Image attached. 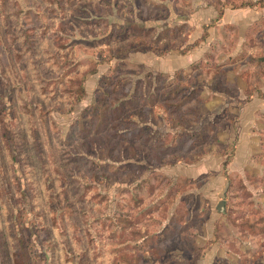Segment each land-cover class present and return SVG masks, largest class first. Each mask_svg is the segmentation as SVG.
Listing matches in <instances>:
<instances>
[{"label": "rangeland", "instance_id": "obj_1", "mask_svg": "<svg viewBox=\"0 0 264 264\" xmlns=\"http://www.w3.org/2000/svg\"><path fill=\"white\" fill-rule=\"evenodd\" d=\"M197 3L103 0L113 13L94 20L85 0H0V264H264V180L227 172L262 66L197 63L209 37ZM69 42L94 74L59 80L55 49ZM108 43L121 52L111 62ZM120 90L135 127L87 137L96 99Z\"/></svg>", "mask_w": 264, "mask_h": 264}, {"label": "crops", "instance_id": "obj_2", "mask_svg": "<svg viewBox=\"0 0 264 264\" xmlns=\"http://www.w3.org/2000/svg\"><path fill=\"white\" fill-rule=\"evenodd\" d=\"M197 0V5L201 10H207L209 19L206 26L209 27V37L200 41L193 50L197 53V63H205L206 60L217 58L220 67L227 71L228 74H239L241 67L250 65L254 71L259 72L262 66V79H258L259 84H246L244 91L251 90L250 95L246 93L245 97L240 99V110L235 116L236 122L239 120V132H235L233 141L234 149L231 154L230 162L227 166V172L232 178L234 172L237 177L250 183L257 182L263 186L264 180V0ZM223 3V4H222ZM241 4H245L241 6ZM237 5V7H235ZM223 10V15L219 20H215L219 10ZM213 11V16L211 14ZM211 24V25H210ZM235 28V37L227 34L225 27ZM238 33V34H237ZM200 37V36H199ZM201 38V37H200ZM229 39H234V46L228 52L220 50V47ZM215 48L217 50H215ZM189 51L186 53L187 67L179 68L188 71L189 68ZM189 54V55H188ZM239 59L240 63L236 61ZM257 59L260 64L254 63ZM244 61V62H243ZM238 62L239 64H237ZM245 63V64H244ZM261 65V66H259ZM159 74L169 75L167 72ZM250 85V88L248 86ZM239 94L240 88L238 87ZM242 91V90H241ZM217 92V91H214ZM217 94H219L217 92ZM217 94H213L218 99ZM238 125V124H237ZM239 139V140H238ZM242 171L239 173L238 171ZM249 188V187H248ZM263 191V190H262ZM264 194V192H263ZM264 197V196H262ZM261 203H264L262 201Z\"/></svg>", "mask_w": 264, "mask_h": 264}, {"label": "trees", "instance_id": "obj_3", "mask_svg": "<svg viewBox=\"0 0 264 264\" xmlns=\"http://www.w3.org/2000/svg\"><path fill=\"white\" fill-rule=\"evenodd\" d=\"M85 2H88V3L89 2H92V4L89 5V8L88 9L90 10L91 15H93L94 20L107 19L113 13V8H112V6L110 4H106L105 5V8L103 7V0H85ZM229 2H230L229 0H226L225 1V3H229ZM243 5H245V4H241V6H243ZM235 7H237V5ZM222 15H223V10L220 9L218 11V14H217V17H216L215 20L216 21L219 20L222 17ZM61 19H65V17H63ZM87 22L89 23L90 21L87 20ZM54 25L55 24L53 23L52 28L55 27ZM115 27L116 26L114 24L113 25V28H115ZM54 29L60 30L59 31V34H61V36H63L62 34L65 32L64 24L63 23L61 24V27L54 28ZM63 37L65 38V35ZM112 41L114 42V45H116V41L115 40H112ZM114 45H113V43H108V46L110 47V49H109V53L110 54H109L108 60L110 62L113 59L120 58V55H121L120 54L121 52L119 50H117V51L114 50V48L116 47ZM74 50H75V43H73V42H69V43L63 44L62 46H59L58 49H55V55H58L60 59H63L64 60V64L63 65H65L64 67H63V65L60 66L57 69V71L55 72V73H57L56 75H57V77H59V80H60V77H61L62 73L65 72V71H66L65 73H66V76H67V80H68V78H71V77L73 78V77L77 76L80 72L81 73L82 72L83 73L85 72L83 74L84 76H82V80L85 78V76L87 74H94L96 72V69H97L96 66L97 65H94L93 69L92 68H90V69L82 68L81 65L84 64V63H79V62H76L74 60V57H73ZM53 67L56 68L57 67L56 64ZM215 69H217L218 71L219 70L220 71L222 70V68L220 66H216ZM113 70H112V72H114ZM197 70H198V68H197ZM120 77L121 76L118 75V74L115 77H113L116 80V83H115V86L116 87H115V89L113 91L115 93L120 88V86H119L120 84L119 83L117 84V81H118V79ZM82 80L80 81V84L79 85H82V82H83ZM62 81H63V78H62ZM119 82H120V80H119ZM61 83L62 82L60 81V82H57V84L55 83L54 85H59V84L61 85ZM106 83H108L109 85H111V82L109 80L106 81ZM102 91H103V95L105 97H107L109 95V92L106 89H104ZM121 91L122 90L119 91L120 94H116V96L114 97L115 100L112 103L111 102L108 103V101H107L108 98L105 99V100H103V101L101 99H99V98L96 99V104H100V106L97 105L96 107H94L91 110V113H90V116L89 117H92L93 118V121H92L93 124L90 125V126H88L89 129L86 131V136L87 137H88L87 134H90L91 135L92 133H94V135L97 136L98 134H100V133H102V132H104V131H106L108 129V130H111L113 132L115 131L111 135V138L112 139H115L117 137L116 139L117 140H120L123 137V135L124 136L127 135L128 134V131L130 129H132L130 127H133V128L135 127V123H132L130 120H128V118L130 117V114L127 115V116H125L126 113H125V111H123V104L125 105V103L122 101L119 106H116V103L118 101H121L122 98L125 97V95ZM13 98L14 97H12V101L14 100ZM81 98H82L81 95L75 94V97L73 98V103H72L73 106L76 105L78 102H80L81 101ZM34 103L37 106H39L40 108H44L41 103H39V102H34ZM101 108L102 109H105L104 114H103V110L101 111ZM96 115L99 118L96 117ZM45 120H46V117H45ZM99 120H101V121H99ZM144 128H146V127H144ZM144 130L145 129H141L140 131L143 132ZM146 138H151L152 139L153 137L150 134L149 136H146ZM93 139H96L95 136L93 137ZM154 142L155 141H153L152 143H154ZM145 149L146 150L148 149L147 151H149V147L148 146H146ZM82 150H85V149H82ZM82 150L80 152H82ZM146 150H144V153L146 155H148V153H147ZM124 152H125V150L122 151V153H124ZM169 153L171 154V151Z\"/></svg>", "mask_w": 264, "mask_h": 264}]
</instances>
